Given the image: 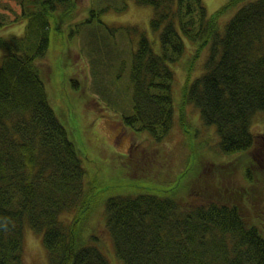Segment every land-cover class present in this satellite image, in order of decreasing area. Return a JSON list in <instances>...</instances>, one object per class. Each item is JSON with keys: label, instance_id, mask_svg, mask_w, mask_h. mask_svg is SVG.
<instances>
[{"label": "trees", "instance_id": "obj_1", "mask_svg": "<svg viewBox=\"0 0 264 264\" xmlns=\"http://www.w3.org/2000/svg\"><path fill=\"white\" fill-rule=\"evenodd\" d=\"M134 1L153 6L150 26L158 34L160 52L137 25L102 21L100 15L109 6L80 15L75 13L77 0H0V24L8 12L14 14L10 22L26 19L22 34L0 35L5 50L0 64V264H25L26 225L41 234L51 264H111L92 242L94 234L86 235L96 203L86 179L88 152L71 136L79 131L71 123V100L60 93L65 100V116H60L40 62L52 37L79 38L82 27L95 20L113 30L140 34L131 62L132 105L122 113L125 126L163 142L178 125L185 134L179 143L190 152L187 143L195 140V130L200 132L198 142L203 137L201 127L191 130V126L214 125L215 151L251 160L242 181L235 183L233 170L227 172L233 178L229 189L239 190L241 196L233 204L223 201L219 188L212 194L199 168L206 163L203 158L189 160L190 171L178 176L173 153L169 173L151 172L133 181L131 172L137 166L130 161V148L123 157L128 185L106 199V225L116 256L124 264H264L259 216L249 219L242 209L250 211L254 200L250 189L264 190V184H257L262 177L252 168L256 155H264V130L254 131L256 118L264 113V0H228L214 13L208 12L203 0ZM232 8L236 9L230 16ZM186 41L194 45L195 59L204 51L198 62L205 68L195 67V74H201L184 84L192 117L185 104L175 110L173 93L175 82L179 87L183 80L171 64L177 70L182 65L184 71V58L178 61ZM46 74L49 78L56 72ZM72 85L78 88V79ZM179 111L183 117L178 118ZM258 139L263 149L259 152L254 149ZM236 158L232 169L240 167ZM208 160L212 170L217 169L216 186H220L224 165L216 164V158ZM152 183L172 185L158 189L161 194L146 192Z\"/></svg>", "mask_w": 264, "mask_h": 264}, {"label": "rangeland", "instance_id": "obj_2", "mask_svg": "<svg viewBox=\"0 0 264 264\" xmlns=\"http://www.w3.org/2000/svg\"><path fill=\"white\" fill-rule=\"evenodd\" d=\"M77 1L78 7L75 13L80 15H90L93 7L97 9L109 6L100 15L102 21L112 26L137 25L146 32V35L152 41L154 50L160 52L161 46L158 34L150 26V18L154 11L153 6L139 5L134 0ZM203 1L208 12L214 13L228 0ZM125 3H127V7L123 8ZM16 8L21 14L22 7L17 4ZM235 9L232 8L228 11L230 16L235 12ZM8 13L7 20L0 24V35L22 34L26 28V19L10 22V18L14 17V14ZM74 26H67V28L71 29ZM139 35V33H131L125 28L113 30L95 20L92 23H86L82 27L79 38L73 36L69 40L63 34L58 39L52 37L48 53L40 61L49 84L51 102L58 110L60 116H65L62 106V102L65 103V100H61L60 93L65 92V97L71 100V123L79 126V131L73 135L71 133V136L88 152V159L85 161V167L87 168L86 179L92 186L91 192L96 203V209L91 213L89 219L91 221L86 227V235L94 234L99 239L98 242L94 235L91 236L92 242L102 249L111 264L124 263L116 256L113 240L107 229L105 219L106 199L109 196L121 194L128 185L130 179L127 176L123 157L130 148L131 153L128 154L131 158L130 161L134 166H137L131 172L133 181L145 179L151 172L154 174L169 173L171 171L169 159L173 153L177 156L175 174L178 176L182 175V173L187 174V171H190L189 160L196 162L203 158L206 163L199 168L200 170L202 169L201 173L206 178L204 180L208 181L212 194H215L219 188L223 190V201L233 204H238L241 196H238L239 190L232 187L229 189L233 178L227 172L233 170L235 183H238V180L242 181V179L246 178L244 169L251 163L249 157H240V155L236 154L240 167L239 169H232V164L237 159L236 155H226L217 150L215 151L213 146L216 137L213 135L212 129H215V126L203 125L202 121L199 120L202 126L198 125L199 123H194L191 126V130L201 127L203 137L198 142L200 132L195 130V140L187 143V146L191 145L192 149L190 152L187 151L185 145L179 143V140L185 134L178 125L173 135L164 138L163 142L155 141L147 132L141 131L139 133L133 127L124 125L122 113L126 110L130 111L129 108L132 105L130 71L133 51L138 46ZM186 43V51L178 61L180 62L184 58L183 62H186L184 71L182 65L179 66L178 70L176 65H174L175 63L171 65L177 74L178 71L182 73L179 78L180 82L183 80L181 86L177 87L175 82V87H173L175 110L179 105L185 104L188 112L189 107L187 109V104L189 103L184 100V84L187 78L192 81L201 74V72L195 74L194 68L196 67V71L202 70L204 64L198 61L204 56V51L195 59L194 45L189 41H186ZM4 53L5 50L0 47V64L3 61ZM192 61L193 63H191ZM53 71L56 72V75L48 78L46 73ZM75 78L79 81L78 88L72 85V81ZM62 82L65 84H62ZM188 115L192 117V111L188 112ZM179 117H183L181 111L178 112ZM195 117L198 118V116ZM186 119L190 120L187 117ZM256 121L254 131H263L264 113L260 114ZM63 122L70 130L66 121L64 120ZM257 141L259 143L255 145L254 149L256 148L258 152L259 150L263 151L264 148L262 149L260 144L262 140L258 139ZM195 142L199 143L198 146L196 145L197 147H195ZM140 145L142 147L139 149ZM189 155H191L190 159ZM208 157L216 158L218 160L216 164L222 163L224 165V177H221L218 183L220 186H216L217 169L216 171L212 170V164H210L212 162L208 160ZM256 158L257 165H253L252 168L259 172V177H262L257 182V184L260 183L261 185L264 184V155L258 154ZM123 185H125V188L121 187ZM169 185L152 183V185H148L146 192L161 194L158 189L170 187ZM135 186L133 184V188ZM251 191L254 200L250 211L244 207L242 209L245 216L249 219L252 215L259 216L264 235V190L260 192L259 189L254 188L253 190L250 189ZM63 218L66 217L63 216ZM42 240L41 234L26 225L23 246L25 264H51Z\"/></svg>", "mask_w": 264, "mask_h": 264}]
</instances>
